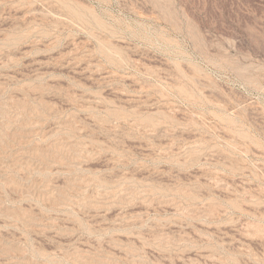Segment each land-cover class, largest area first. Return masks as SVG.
<instances>
[{"label":"rangeland","instance_id":"obj_1","mask_svg":"<svg viewBox=\"0 0 264 264\" xmlns=\"http://www.w3.org/2000/svg\"><path fill=\"white\" fill-rule=\"evenodd\" d=\"M0 264H264V0H0Z\"/></svg>","mask_w":264,"mask_h":264}]
</instances>
